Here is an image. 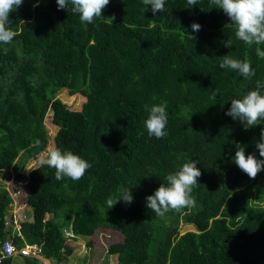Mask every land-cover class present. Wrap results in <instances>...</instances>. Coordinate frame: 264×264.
<instances>
[{
    "label": "trees",
    "instance_id": "1",
    "mask_svg": "<svg viewBox=\"0 0 264 264\" xmlns=\"http://www.w3.org/2000/svg\"><path fill=\"white\" fill-rule=\"evenodd\" d=\"M102 16L115 19L81 24L71 4L58 10L56 0H23L9 15L17 35L0 43V250L10 239L38 246V257H19L22 264H69L67 239L110 229L122 237L106 249L116 264H264V169L250 179L233 163L236 143L264 159L256 148L264 122L245 129L225 114L232 99L264 83L256 53L264 44L236 39L210 0H165L155 14L142 0H109ZM228 54L251 61L255 75L220 68ZM63 90L84 98L78 111L56 98ZM162 102L167 135L157 139L144 129V105ZM47 112L57 128L53 147L90 164L78 181H58L41 163L22 174L45 151ZM188 160L201 171L195 206L157 217L146 197ZM6 170L24 189L17 196L1 181ZM121 189H130L132 202L109 209L107 199H118ZM12 197L21 215L31 210L18 230ZM180 224L193 230L179 233Z\"/></svg>",
    "mask_w": 264,
    "mask_h": 264
},
{
    "label": "clouds",
    "instance_id": "2",
    "mask_svg": "<svg viewBox=\"0 0 264 264\" xmlns=\"http://www.w3.org/2000/svg\"><path fill=\"white\" fill-rule=\"evenodd\" d=\"M22 2L23 0H0V43L9 44L17 35L10 26L9 15ZM197 3L198 0H187L189 6H194ZM210 3L215 8L222 10L228 17L230 23L226 24L225 28H231L236 39L249 46L264 44V0H210ZM56 4L58 10H68V6L71 4V11L78 15L79 21L84 25L93 23L97 18H102L108 24H112L115 19L114 16L108 18L102 16L109 0H56ZM142 4L145 6V10L147 6H150L152 13L155 14L164 11L165 0H142ZM190 27L194 32L200 30V25L196 23L191 24ZM224 46L231 47L232 41L228 39ZM256 53L258 57L264 59V51L257 48ZM220 58L219 67L222 69L235 70L245 78H251L255 75L251 61L247 59H236L229 54ZM262 89H264V83L257 81L256 90L247 92L242 98L232 99L230 108L225 114L232 117L233 120H239L245 129L264 122V92L261 91ZM166 108L167 105L163 102L151 106L144 105L147 117L143 121V126L149 137L162 139L167 135L165 131L168 121ZM235 148L233 163L250 179H254L264 169V159H257L252 154L245 155L244 147L239 143L235 144ZM256 148L259 156L264 158V128L261 130L260 140L256 143ZM40 163L54 168L55 178L58 181L64 178L78 181L90 167V164L79 155L68 150L61 151L55 147L49 148L43 154ZM200 176L201 171L195 160L182 163L177 170L166 175V183H161L152 195L146 197L147 209L154 212L157 217L164 218L169 211L179 213L185 208L195 206L196 201L192 192L198 184L197 180ZM120 201L132 202L130 189L119 190V198L109 197L106 204L111 209ZM13 202L16 204L14 198ZM36 247L38 248V246ZM15 257L19 258V256L7 258L13 261Z\"/></svg>",
    "mask_w": 264,
    "mask_h": 264
},
{
    "label": "rangeland",
    "instance_id": "3",
    "mask_svg": "<svg viewBox=\"0 0 264 264\" xmlns=\"http://www.w3.org/2000/svg\"><path fill=\"white\" fill-rule=\"evenodd\" d=\"M56 98H58L63 104H65L67 108L71 111H78L81 104L84 102V98H82L81 96L77 94L73 96H68L64 92V90L60 92L58 95H56ZM43 123H44L47 136H48V141H47L45 151L37 154L36 158H34L33 160H28L25 163V167L22 170L23 175H26L27 172L31 168L36 167L38 164H40L43 154L49 148L53 147L52 138L57 128L50 123V113L49 112L46 113L43 119ZM11 176H12L11 170H6L5 172H3L1 176V181L4 183V187L6 191L10 193L11 187L15 189H19L20 191L21 190L23 191L24 190L23 188L16 187L18 183H15V181H13ZM9 209H10L11 215L16 221V228L18 227L19 222L23 220H28V216H30L31 214V210L25 207L24 214H27L28 216L24 214L21 215L18 211H16L17 207H16V204H14V202L11 203ZM178 230H179V233H184V232L192 231L193 227L191 225L180 224ZM121 239L122 237L117 231L110 230V229H97L91 237L86 238V239H80L79 237H77L75 241H71L67 239L65 243L68 247L72 249L71 255L68 256L67 262H69V264H79L80 259H85V264H103V263L104 264H107V263L115 264L116 257L115 256H105L106 249L110 244L120 242ZM87 242H90L89 247L86 246ZM14 260H13L14 264H22L18 257H15ZM43 262L44 264H50L49 261H43Z\"/></svg>",
    "mask_w": 264,
    "mask_h": 264
},
{
    "label": "built area",
    "instance_id": "4",
    "mask_svg": "<svg viewBox=\"0 0 264 264\" xmlns=\"http://www.w3.org/2000/svg\"><path fill=\"white\" fill-rule=\"evenodd\" d=\"M16 187L20 188V185H17ZM19 194H20V190L15 189L14 196H17ZM12 222H13L14 228L16 229V221L14 220V218ZM38 252H39V249L35 245H25L22 247H16L12 244L10 240H6L1 245L0 259L11 257V256L37 258Z\"/></svg>",
    "mask_w": 264,
    "mask_h": 264
}]
</instances>
